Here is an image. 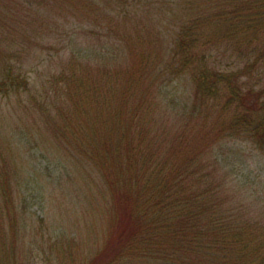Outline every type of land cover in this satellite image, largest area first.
Instances as JSON below:
<instances>
[{
  "label": "trees",
  "instance_id": "1",
  "mask_svg": "<svg viewBox=\"0 0 264 264\" xmlns=\"http://www.w3.org/2000/svg\"><path fill=\"white\" fill-rule=\"evenodd\" d=\"M43 1L0 0V27L15 4L33 9ZM53 1L71 15L78 10L73 16L81 19L79 26L89 25L98 41L79 49V58L73 55L86 61L79 72L54 75L52 83L66 96L68 108H79L83 116L92 113L82 106L94 105L82 104L85 100L98 97L106 104V96L119 97L109 106L123 119L116 125L111 115L101 117L102 107L95 116L111 134L88 145L90 156L98 158L94 165L102 168L110 226L100 246L78 264H264V220L250 213L252 203L241 186L233 192L232 175L217 154L239 139L264 152V0ZM129 23L136 25L133 29L143 25L151 39L146 31H138V37L153 46L140 49L135 60L141 76L123 82L121 62L133 50ZM4 34L0 28L1 40ZM161 64L170 75L190 78V93L178 105L159 98ZM20 77L4 63L0 90L16 89L20 82L27 88ZM114 79L121 83L114 85ZM88 127L98 135L93 121ZM74 131L70 127V138ZM84 189L93 201L87 228L96 236L101 214L92 187ZM11 192L7 202H12ZM15 221L3 228L0 219V264L15 263L20 250L15 226L26 221Z\"/></svg>",
  "mask_w": 264,
  "mask_h": 264
},
{
  "label": "rangeland",
  "instance_id": "2",
  "mask_svg": "<svg viewBox=\"0 0 264 264\" xmlns=\"http://www.w3.org/2000/svg\"><path fill=\"white\" fill-rule=\"evenodd\" d=\"M49 1L44 0L40 7L33 6V9L15 4L0 27L6 35L0 39L5 59L2 63L0 55V67L10 64L12 75H19L28 82L27 88L20 82L16 89L6 86L0 90V219L4 220L3 228L13 226L14 219L26 221L18 227L15 221L19 238H22L13 264H78L89 250L100 246L110 226L107 208L110 201L99 173L102 168L94 165L98 158L90 156L92 151L88 145L108 137L107 128L104 130L95 117L97 113L103 112L101 117L111 115L116 125L123 123L122 116L111 112L113 109L109 106L113 101L118 102L119 97L113 100L106 96V104L98 97L97 101L95 98L90 99L91 102L85 100L82 104L94 103L82 106L89 108L87 113H92L89 116L79 115V108L77 112L73 106L68 108L70 103L66 102V96L61 97L58 84L52 83L54 75L79 72L81 64L85 66L86 62L82 58L78 60L79 49L86 48L87 43L96 45L98 39L89 25L79 26L78 19H81L73 16L79 14L78 10L71 15L67 8H58L57 3ZM132 26L136 25H127L133 50L122 60L119 72V80L123 82L136 81L141 76L136 71L135 60L139 59L140 49L150 51L149 47L153 46L138 37V31H146L151 39L147 29L140 28L143 25L135 29ZM153 44L157 49L156 41L153 40ZM73 55L78 58L74 59ZM166 71L161 64L160 81H164L159 98L165 105H178L190 93V78L173 76ZM89 72L85 73L89 75ZM91 77L100 78L99 75ZM119 80L114 79V85L121 83ZM65 84L61 83L62 89ZM98 109L101 110L97 112ZM64 112L77 114L73 117ZM91 121L98 127V135L88 127ZM81 122L86 128L83 129L93 137L80 128L78 123ZM70 127L75 130L72 138L69 137ZM101 151L106 149L102 147ZM217 154L232 175L229 184L233 192V187L241 186L252 203L250 213L264 220V152L250 141L239 139L225 144ZM85 184L92 187L94 203L101 214L95 220L96 236L87 228L91 221L88 205L93 201L85 196ZM9 191L12 202H7Z\"/></svg>",
  "mask_w": 264,
  "mask_h": 264
}]
</instances>
